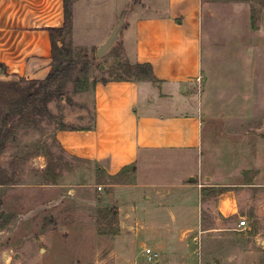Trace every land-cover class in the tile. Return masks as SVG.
Returning <instances> with one entry per match:
<instances>
[{
  "label": "crops",
  "instance_id": "obj_1",
  "mask_svg": "<svg viewBox=\"0 0 264 264\" xmlns=\"http://www.w3.org/2000/svg\"><path fill=\"white\" fill-rule=\"evenodd\" d=\"M137 1L130 7L127 0H76L72 25L80 36L104 25L102 44L127 10L123 59L150 64L154 79L99 82L92 125L58 129L56 140L67 155L94 162L107 176L135 167L134 181L96 195L99 206L118 213L115 264H243L253 253L237 246L245 228L231 222L240 214L241 190L216 175L258 171L264 159V4ZM65 6L66 0H0V80L49 75L50 29L64 26ZM207 187L222 189L213 197ZM91 189L78 193L95 195ZM209 206L215 221L205 227ZM49 230L57 232L38 235ZM2 256L8 263L0 250Z\"/></svg>",
  "mask_w": 264,
  "mask_h": 264
},
{
  "label": "rangeland",
  "instance_id": "obj_2",
  "mask_svg": "<svg viewBox=\"0 0 264 264\" xmlns=\"http://www.w3.org/2000/svg\"><path fill=\"white\" fill-rule=\"evenodd\" d=\"M255 1L264 4V0ZM75 2L66 0L69 28L55 35L54 78L49 85L42 84L46 78L0 80L7 82L0 85V250L9 259L5 263V257H0V264H96L98 256L102 264H115L112 235L118 213L113 205L99 206L96 195H105L113 184L134 181L135 167L107 176L94 162L67 155L55 133L62 127L92 125L99 82L143 78L148 71L127 64L120 38L105 57L99 58L96 51L106 37L105 26H92L81 36L74 32ZM127 2L130 7L139 4L137 0ZM255 125L250 122L249 130ZM260 164L258 171L216 175V179L241 190L240 214L231 222L247 221L237 246L253 254L243 264H264V159ZM81 187L87 192L93 188L96 194L80 196ZM221 189L210 190L209 196L214 197ZM211 210L209 206L203 211L205 227L214 225ZM87 217L90 221L84 222ZM92 218L96 222H91ZM49 228L57 232L38 235Z\"/></svg>",
  "mask_w": 264,
  "mask_h": 264
},
{
  "label": "trees",
  "instance_id": "obj_3",
  "mask_svg": "<svg viewBox=\"0 0 264 264\" xmlns=\"http://www.w3.org/2000/svg\"><path fill=\"white\" fill-rule=\"evenodd\" d=\"M65 18H66V21H65V24L63 27L61 28H51L50 29V33H51V38H52V44L54 45V41H55V35L56 34H63L68 28H69V22H70V15H69V9L67 7V3H66V6H65ZM127 62V61H126ZM128 65L130 66H135L137 68H143V69H146L148 71V75L146 77H143V78H137V77H133V79H154L153 75H152V68H151V65L148 64V63H144V64H135V65H132L130 63L127 62ZM54 78V73L51 72L49 73V75L46 77V79L44 81H42V84H44L45 87H47L49 85V83L53 80ZM132 79V78H131ZM106 82V81H104ZM7 82H1L0 81V85H3ZM60 129H75V127H62Z\"/></svg>",
  "mask_w": 264,
  "mask_h": 264
},
{
  "label": "water",
  "instance_id": "obj_4",
  "mask_svg": "<svg viewBox=\"0 0 264 264\" xmlns=\"http://www.w3.org/2000/svg\"><path fill=\"white\" fill-rule=\"evenodd\" d=\"M126 12L127 10L123 12V14L120 17V20L118 21L116 26L113 28L108 38L97 48L96 52L99 58L105 57L109 53V51L112 49L116 41L120 38V33L125 23Z\"/></svg>",
  "mask_w": 264,
  "mask_h": 264
},
{
  "label": "built area",
  "instance_id": "obj_5",
  "mask_svg": "<svg viewBox=\"0 0 264 264\" xmlns=\"http://www.w3.org/2000/svg\"><path fill=\"white\" fill-rule=\"evenodd\" d=\"M247 224V221L243 218L240 220L239 225L242 227H245ZM145 252L148 254V260L151 262H157V254L153 253L150 248H146Z\"/></svg>",
  "mask_w": 264,
  "mask_h": 264
}]
</instances>
